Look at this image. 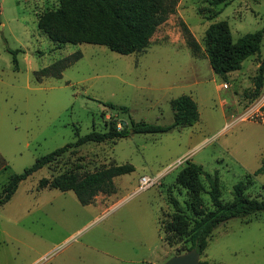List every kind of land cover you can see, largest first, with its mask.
Segmentation results:
<instances>
[{"label":"rangeland","instance_id":"1","mask_svg":"<svg viewBox=\"0 0 264 264\" xmlns=\"http://www.w3.org/2000/svg\"><path fill=\"white\" fill-rule=\"evenodd\" d=\"M59 7V0H0V156L9 166L2 171L0 163V193L11 176L37 159L94 130L105 132L113 120L169 126L171 101L183 95L193 98L200 117L192 127L165 134L131 133L85 144L34 173L0 207V264H165L186 253L190 243L169 244L158 222L176 213L174 201L187 218L196 217L187 190L176 184L187 162L218 176L224 203L248 178L245 193L264 199V173L254 175L264 157V123L242 117L252 104L259 67L264 68V39L261 54L247 58L226 80L213 72L205 42L207 29L218 22L228 23L234 42L262 30L264 0L217 7L206 0H178L149 45L131 55L104 46L54 43L38 22ZM182 24L200 45L198 52L189 47ZM75 53L82 57L61 78L37 81L36 72ZM124 164L133 165L134 172L115 178V192L99 194L88 206L72 191L38 189L42 179ZM143 176L159 182L140 191ZM201 179L203 206L213 210L209 183ZM201 261L264 264V213L218 226Z\"/></svg>","mask_w":264,"mask_h":264},{"label":"trees","instance_id":"2","mask_svg":"<svg viewBox=\"0 0 264 264\" xmlns=\"http://www.w3.org/2000/svg\"><path fill=\"white\" fill-rule=\"evenodd\" d=\"M178 0H59L60 7L44 13L38 22V28L54 43L58 44H91L104 46L121 54L131 55L145 49L156 32L157 26L176 11ZM211 7L228 5L233 0H206ZM220 11L210 15L213 19ZM187 43L193 51L198 52L200 45L192 37L188 27L182 24ZM264 39V28L255 33L244 35L237 42L233 41L229 25L226 21L212 24L206 31V53L213 72L223 79L239 71L243 61L261 54ZM20 51H14V62L17 68L16 56ZM82 57L75 53L59 60L47 68L35 73L38 82L44 78H61L65 69ZM264 88V68L259 67L255 77L251 101L259 97ZM105 106L112 110L127 113L125 107H117L112 103ZM174 122L169 126H160L146 122H131L113 120L105 132L93 131L85 136H79L73 144L59 148L43 156L21 174L11 176L0 193V207L7 204L17 192L20 184L34 173L55 162L69 151H74L88 143H104L111 140L127 138L131 132L136 134H165L176 129L194 126L199 121V110L192 97L183 95L171 101ZM120 125V126H119ZM134 172L131 164L112 165L95 172L78 174L67 172L52 180L42 179L38 189H56L61 192H74L83 206L94 202L99 194L115 192L114 179ZM264 173V157L262 166L254 175ZM204 177L209 183V196L213 210L203 206L201 194L205 192L202 182ZM247 181H241L234 186L233 200L224 203L221 200L220 180L217 175L207 174L203 168L192 162L179 172L176 184L187 190L190 196L189 207L194 212V220H190L179 209L174 201L176 213L166 223L159 220V230L164 240L169 244L186 240L190 243L187 252L197 249L200 255L208 246V240L213 231L221 224L236 218H246L264 213V199L252 198L245 191ZM160 219V218H159ZM186 252V253H187ZM185 254V252H182ZM179 254V255H182ZM200 264H210L201 261Z\"/></svg>","mask_w":264,"mask_h":264},{"label":"built area","instance_id":"3","mask_svg":"<svg viewBox=\"0 0 264 264\" xmlns=\"http://www.w3.org/2000/svg\"><path fill=\"white\" fill-rule=\"evenodd\" d=\"M223 88L228 89V84H223ZM242 117L264 123V88L259 97L252 102L248 109H246ZM158 182V177L149 178L147 176H143L139 179V189L140 191L147 190Z\"/></svg>","mask_w":264,"mask_h":264},{"label":"water","instance_id":"4","mask_svg":"<svg viewBox=\"0 0 264 264\" xmlns=\"http://www.w3.org/2000/svg\"><path fill=\"white\" fill-rule=\"evenodd\" d=\"M200 263H201V255L197 249H193L185 254L172 257L165 264H200Z\"/></svg>","mask_w":264,"mask_h":264},{"label":"crops","instance_id":"5","mask_svg":"<svg viewBox=\"0 0 264 264\" xmlns=\"http://www.w3.org/2000/svg\"><path fill=\"white\" fill-rule=\"evenodd\" d=\"M2 162L4 163V166H3V169H2V171H4V170L8 169V168H9V166H8V165H6V162H5V160H4V159H3V158L0 156V163H2ZM7 183H8V182H7ZM7 183H6V184H7ZM6 184H5V185H6ZM3 187H4V186H2V189H3ZM1 191H2V190H1Z\"/></svg>","mask_w":264,"mask_h":264}]
</instances>
